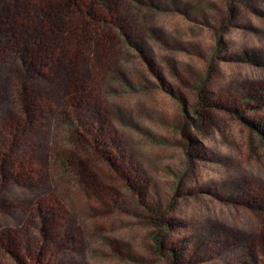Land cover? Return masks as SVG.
<instances>
[{"label": "rangeland", "instance_id": "rangeland-1", "mask_svg": "<svg viewBox=\"0 0 264 264\" xmlns=\"http://www.w3.org/2000/svg\"><path fill=\"white\" fill-rule=\"evenodd\" d=\"M36 1L0 0L1 16L35 35ZM97 14L70 61L28 77L31 125L14 94L20 47L0 44V264H169L147 210L184 264H264V215L247 202L264 191V146L243 120L264 121V98L246 95L264 88V0H115ZM51 30L47 48L70 54ZM74 93L95 149L61 178Z\"/></svg>", "mask_w": 264, "mask_h": 264}, {"label": "trees", "instance_id": "trees-1", "mask_svg": "<svg viewBox=\"0 0 264 264\" xmlns=\"http://www.w3.org/2000/svg\"><path fill=\"white\" fill-rule=\"evenodd\" d=\"M114 1L115 0H37L35 5L39 10H37L36 14L43 22L40 30L37 29L36 32L33 31L35 35L26 32V35L21 34L19 32L20 27L18 26L17 21L7 22V19L2 17L0 13V40H2L0 44H2L3 47L0 46L4 49L7 42L10 41L14 42L15 46L18 45L20 47L18 55L19 58L22 59V70L27 73V76L22 78V80L15 85L14 89L15 101L19 106L22 121L26 126L33 124L35 116L34 109H36L33 97L29 92L30 87H28L27 84L30 74L43 73L46 72V68H49L53 64L55 66V63L63 65L66 60L70 61L69 59H64V57L71 56L72 53H76V51L83 46L87 32L89 31V26L94 22L93 20H95L93 17L98 16L97 11H100V14L106 13V15L112 16L114 14ZM3 3L0 2L1 11H3ZM80 6L83 7L82 10H84V14H78L77 9H79ZM69 18H76L78 20L76 23L72 24L68 21ZM46 23H48V28H46ZM51 28L53 37L56 39L58 38L59 40L64 39L67 42L69 46L68 50L71 51L70 54L68 51L65 52L64 48H61L62 52L60 53V56L57 54L54 55V50L47 48L46 32L50 31ZM50 69L53 70V68ZM256 91V93H253L252 90L248 89L246 94L247 99L249 100L250 98H253L258 103H261L264 98V88L260 87V89ZM79 97L80 96H77L75 93L72 95L70 100V111L63 115L62 146L55 151L56 165L58 166V173L61 178L67 176L69 169L75 174L76 172L79 173V171H81L78 165L76 166L75 163H72L73 156L76 157V154L79 152L87 151L90 153V150L95 149L93 148V145H91L92 142L84 144L80 137L81 132H85L87 129L86 123H84L85 121L83 122V120L79 118L80 116H78L80 115L79 110H75L79 103ZM81 99L82 97L80 100ZM197 103L198 106L201 104L207 106L208 100L200 95L197 99ZM243 120L250 127L252 132L257 134V137L264 146V121L248 120L244 117ZM63 145L71 150L74 149L76 152L70 153L69 155L65 152ZM99 145H101V143L98 144V146ZM97 150L99 151V149ZM105 152L106 150L104 149L102 154H105ZM109 157L110 156L107 154H105V157L103 156L106 162L113 168L114 164L112 163V158L110 157L109 159ZM6 161L7 159L5 158V162ZM4 164L0 168L3 174L5 172ZM70 167H74V169ZM83 182L87 183L88 181ZM247 202L250 208L264 215V191L255 196L250 195ZM146 215L147 222L154 227V232L152 233L151 238L156 244L158 251L167 256L169 264H184L182 262V254L176 249L178 248L176 245L169 248L160 241V238L164 236L163 232L167 225L165 220L162 219L161 215L153 214L150 210L146 211ZM1 236L5 237L6 235L3 234Z\"/></svg>", "mask_w": 264, "mask_h": 264}]
</instances>
